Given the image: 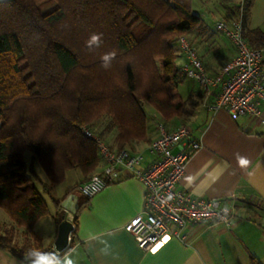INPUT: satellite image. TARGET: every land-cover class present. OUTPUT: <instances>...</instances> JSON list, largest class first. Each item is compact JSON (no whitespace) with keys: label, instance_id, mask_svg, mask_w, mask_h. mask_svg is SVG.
I'll return each instance as SVG.
<instances>
[{"label":"trees","instance_id":"16d2710c","mask_svg":"<svg viewBox=\"0 0 264 264\" xmlns=\"http://www.w3.org/2000/svg\"><path fill=\"white\" fill-rule=\"evenodd\" d=\"M247 12L246 0L236 4L242 27ZM205 30L191 0H0V209L10 221L0 224V250L25 264L52 255L33 232L48 213L35 182L49 193L70 170L94 172L97 147L79 126L106 115L119 150L146 139L145 104L163 120L190 115L175 42ZM242 36L264 45L258 29Z\"/></svg>","mask_w":264,"mask_h":264},{"label":"crops","instance_id":"0c3cea01","mask_svg":"<svg viewBox=\"0 0 264 264\" xmlns=\"http://www.w3.org/2000/svg\"><path fill=\"white\" fill-rule=\"evenodd\" d=\"M241 1L223 0L212 4L222 17L211 26L202 17L203 13L199 15L209 30L197 35L201 46L197 44L196 51L209 75L218 72L235 54L233 45L214 31V23L221 19L230 23L237 16L235 6ZM246 1L248 12L242 35L250 37V31L256 29L264 34V0ZM178 56L182 62L183 54L179 52ZM215 91L211 89L210 95H206L198 84L189 91L187 99L191 98L195 105L190 108V115L183 117L184 124L199 139L201 147L187 160L177 188L194 198L216 199L229 205L234 214L231 223L193 224L184 230L182 238L169 236L155 248L144 251L126 229L131 218L143 208L142 183L122 170L119 180L109 182L102 191L85 200L76 188L92 174L87 178L80 175L77 183L66 191V195L74 192L79 196L81 204L76 213L57 207L51 200L53 209L48 208V213L33 226L43 247L60 264H65L66 257L73 264H250L251 257L264 264V102L263 122L246 116L233 120L223 110L207 109L206 103L213 100ZM152 112L148 115L150 127L147 123L146 139L130 141L124 147L142 154L141 166L150 159L146 147L157 134L156 124L162 123L168 130L183 124L182 117L163 120ZM115 132L106 120L97 135L116 149ZM107 136L112 139L111 143L104 139ZM101 166L99 159L93 173L100 172ZM0 221V224H9L1 213ZM44 258L45 255L38 259ZM0 264L25 262L0 250Z\"/></svg>","mask_w":264,"mask_h":264},{"label":"built area","instance_id":"2783aa9c","mask_svg":"<svg viewBox=\"0 0 264 264\" xmlns=\"http://www.w3.org/2000/svg\"><path fill=\"white\" fill-rule=\"evenodd\" d=\"M214 29L233 45L234 56L218 72L209 75L196 49L184 36H179L177 46L183 54L181 72L194 80L206 95H210L211 89L216 90L213 100L206 103L208 110H223L233 120L246 116L263 122L264 45L256 48L248 45L242 36L240 14L230 23L217 20ZM79 131L96 144L102 166L100 172L78 184V195L93 197L109 182L119 180L122 170L142 183L143 208L126 225L141 250H151L169 236L182 238L184 230L193 224L231 223L234 214L229 205L216 199L194 198L177 188L187 160L201 147L187 125L179 124L168 130L162 123L156 124L157 134L146 147L150 159L144 166H141V153L111 148L86 125L79 126Z\"/></svg>","mask_w":264,"mask_h":264},{"label":"rangeland","instance_id":"374dc122","mask_svg":"<svg viewBox=\"0 0 264 264\" xmlns=\"http://www.w3.org/2000/svg\"><path fill=\"white\" fill-rule=\"evenodd\" d=\"M220 2H223V0H191V11L195 14H198V15H201L203 13V15H205V16H202V17L207 22V24L209 26H211L213 24L214 20L222 17L220 10L215 8L214 6H212V4L216 5L217 3H220ZM197 35H198L197 31L196 32L194 31V32L189 33L185 37L191 42L192 46L198 50V45L201 46V44L198 43V41H197V39H198ZM226 42H228V44H230L227 38H226ZM174 52L177 54L176 63L179 65V63H181L180 62L181 58L178 56V53L180 52V50L177 46V42H175ZM196 84L197 83L194 80H192L191 78L186 77V76H184L179 81V83L177 85V90H178L179 95L181 96V98L183 100H186L188 98L190 89L193 86H195ZM144 109L148 115L150 113H153L152 109L147 104L144 105ZM106 120L108 121V117L103 114L98 120H96L93 123L92 126H89V127L95 134H98L100 132L101 128L103 127L104 122H106ZM180 121L183 124L185 123L183 117L181 118ZM148 127H150V121H148ZM105 135H106V133H105ZM104 139L109 143L112 142V139L108 136L104 137ZM134 141H136V140H134ZM30 157H31L30 153H25L24 160L26 163H29ZM35 167H36L37 173L40 175V178L42 180H45L43 175H42L40 168L37 165ZM92 174H94V173H92ZM80 177L81 176H80L78 170L73 169V170L68 171L67 175H66V179L63 182H61L60 184L55 185L50 190L49 193L42 190L39 183L35 182V184H36L37 191L39 192V194L41 195L43 200L46 202L49 210L51 211L54 207V204L51 201V196L60 201L66 195V191L69 188H71L74 184H76L77 180ZM0 213L6 218L7 222L10 223L7 216L5 215V213L1 209H0ZM0 223H1V221H0Z\"/></svg>","mask_w":264,"mask_h":264},{"label":"clouds","instance_id":"9594fccd","mask_svg":"<svg viewBox=\"0 0 264 264\" xmlns=\"http://www.w3.org/2000/svg\"><path fill=\"white\" fill-rule=\"evenodd\" d=\"M99 41V36L96 34H93L88 43L89 44H95ZM105 60L108 59V57L104 58ZM242 163H246V161H242ZM31 255H35L37 257H39L41 254L39 253H32ZM33 264H60V262L56 259V257L54 255H45V258L43 260L37 259L36 261L33 262ZM65 264H73V261L71 258H65Z\"/></svg>","mask_w":264,"mask_h":264},{"label":"water","instance_id":"95a60500","mask_svg":"<svg viewBox=\"0 0 264 264\" xmlns=\"http://www.w3.org/2000/svg\"><path fill=\"white\" fill-rule=\"evenodd\" d=\"M79 196L74 193H68L61 201L60 206L65 209L66 211L74 214L78 210L80 206Z\"/></svg>","mask_w":264,"mask_h":264}]
</instances>
